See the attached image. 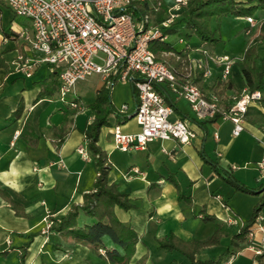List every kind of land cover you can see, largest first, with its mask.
<instances>
[{
    "label": "crops",
    "instance_id": "1",
    "mask_svg": "<svg viewBox=\"0 0 264 264\" xmlns=\"http://www.w3.org/2000/svg\"><path fill=\"white\" fill-rule=\"evenodd\" d=\"M2 5L9 9L0 0V21ZM11 13L8 26L0 22V190L22 205L25 216L16 215L0 195V253H6L0 256V264H20L22 247L29 234L36 235L27 249L25 264H101L87 246L63 242L56 232H46L43 219L47 211L59 216L66 214L72 205H82L85 193L93 188L97 166L83 131L92 121L91 104L99 90L110 85L109 81L95 74L75 86L73 97L77 107L63 104L58 95L57 70L40 64L26 77L16 69L17 55L29 54L27 41L20 33L26 30L31 35V24L19 23L18 17ZM247 16L257 23L249 40L258 37L261 30L264 35V8H259L257 14L234 16L245 23V29L250 26ZM259 42L258 60L264 57V40ZM222 47L218 43L213 49L223 53ZM199 79L204 89L214 85ZM241 87L235 83V88ZM133 89L125 82L110 85L112 111L98 138L111 166L109 183L118 184L136 206L127 211L115 207L114 212L119 221L130 225L140 237L132 264L144 255L146 264H171L172 259L173 264H189L180 255L178 258L163 253L157 240L171 234L183 241L205 240L213 232L209 222L201 217L205 213L214 215L223 224L231 218L242 222L250 218L264 191V186L258 187L264 183V171L258 168L264 156V125L246 122L243 133L233 137L230 122L197 120L188 102L165 87L163 93L170 95L173 104L172 118L188 121L196 137L188 144L156 139L144 150L121 152L115 148L114 127L120 125L126 133L140 129L133 118L138 101ZM232 94L233 91H226L224 97ZM124 104L129 109L120 112ZM16 132L20 135L13 141ZM81 148L87 152V158L80 154ZM117 151L121 153L119 157ZM214 162L243 186L257 189V193L236 190L225 180L224 170L219 174L213 170ZM171 175L191 198L193 206L179 200L178 191L168 177ZM260 213L264 216V208ZM79 221L90 219L81 213ZM259 239L256 234L254 240ZM236 243L223 264H257L247 244ZM220 246L200 249L197 258L216 259L224 252L217 250Z\"/></svg>",
    "mask_w": 264,
    "mask_h": 264
},
{
    "label": "built area",
    "instance_id": "2",
    "mask_svg": "<svg viewBox=\"0 0 264 264\" xmlns=\"http://www.w3.org/2000/svg\"><path fill=\"white\" fill-rule=\"evenodd\" d=\"M16 17H25L31 24V35L22 31L20 35L27 41L29 54H18L16 69L30 77L40 64H46L57 70L59 76V100L71 107L78 104L73 97L75 86L95 74L109 81L130 83L137 91L133 118L139 126L134 133L123 132L120 125L114 127L115 148L121 152L144 150L153 140L174 139L179 144H188L196 137L189 122L173 119V108L166 102L163 89L167 87L177 97L184 98L199 121L220 118L232 124L231 133L238 137L246 125L247 108L261 98L258 91L250 92L241 88V95H233L227 108L222 100L212 93L209 98L202 92L195 77L201 74L204 82L214 84L218 77L227 82L233 66L243 56L224 54L207 44L191 46L185 44L181 53L162 51V60H157L150 48L153 42L170 41L165 30L172 27L179 17L182 7L189 0H172L173 6L167 7V16L153 24L155 12L163 0L157 2L153 14L135 15L134 4L146 0H2ZM133 7V8H132ZM251 34L257 25L252 16H247ZM199 55L195 57V55ZM172 58L174 66L167 62ZM129 106H121L120 112L128 111ZM16 132L13 141L19 138ZM218 139V134L215 135ZM80 154L87 158V152L81 148ZM258 168L264 171L263 160ZM248 235V249L253 255L264 253V216L260 213ZM50 211L46 212L44 223L46 232L56 224ZM228 226L243 225L241 220L227 219ZM260 235L258 241L255 235ZM102 249H101V251Z\"/></svg>",
    "mask_w": 264,
    "mask_h": 264
},
{
    "label": "trees",
    "instance_id": "3",
    "mask_svg": "<svg viewBox=\"0 0 264 264\" xmlns=\"http://www.w3.org/2000/svg\"><path fill=\"white\" fill-rule=\"evenodd\" d=\"M160 0H146L145 2H136L134 4L135 15L139 17L141 14H153L154 7ZM133 8V7H132ZM257 8H264V0H189L187 5L182 7L180 16L177 18L172 27L165 30L170 35H177L178 38L183 39L187 43L198 37L201 44L205 43L209 47L214 48L220 42V36L217 34V30L212 27V18L219 15H233L241 17L246 14H252V11ZM158 11L163 13L164 5L158 8ZM16 17V16H15ZM165 18V17H164ZM160 16L161 22L164 19ZM156 23V24H157ZM259 40H264L262 30L258 37H255L252 41H248L243 53L241 61L236 62L240 68V76L242 77V88H247L250 92L258 91L261 93V98L256 102L258 106H249L245 113L247 122L254 125H264V57L260 59L259 65L256 63L258 54ZM195 47V46H193ZM151 50L156 55L157 60H162V51H173L181 53L176 44L170 41L166 42H153L150 45ZM167 62L177 66L172 58H168ZM201 74L195 77L196 82H200ZM201 83V82H200ZM202 92L207 98L210 94L208 91L216 94L222 105L229 107L232 103L233 95L239 97L241 95V89L235 88L233 78H230L227 82H222L218 77L217 81L210 88L205 89L201 87ZM134 90L135 98H137V91ZM110 85L103 86L99 93L96 95L92 109V121L83 131L85 138L87 139V147L90 154L95 160L97 176L93 184L91 191L85 193L84 202L82 205H72V208L64 214L59 216H52L51 219L56 223L49 231H54L58 234L63 242H72L73 244L85 245L101 260V264H132V260L137 243L140 241V237L135 230L117 218L114 209L118 207L123 210H130L136 208L135 204L129 197L128 193H124L120 190L119 185L116 183H109L108 177L111 171V166L108 162L107 153L104 152L98 145V138L100 130L103 126L108 124V116L111 113L110 109V97H109ZM226 91H233V94L229 97H224ZM166 102L173 107L171 97L168 93H165ZM220 118L218 113L214 119ZM29 125H27L26 129ZM34 137L32 134H30ZM213 170L219 174L224 170L218 163L213 164ZM225 171V170H224ZM225 180L231 184L236 190H240L245 193H257V189L248 188L236 181L232 174L225 171ZM170 181L176 187L178 191V198L180 201L184 200L190 206H193L191 198L186 196L180 189V185L174 176H168ZM264 183L258 186L263 187ZM0 195L10 204L11 208L16 211L18 216H25L22 205L10 198L5 192L0 190ZM264 208V191L261 199L255 205L252 214L249 219L243 222L238 233L232 236V246L238 245L236 242L251 244L248 235L251 231V227L254 225L258 214ZM81 213H84L90 222L81 223L79 221ZM202 219L206 222L213 221L216 224L215 232L210 238L206 240H189L183 241L176 235L171 234L167 238L157 240V246L163 249L167 253H178L189 262V264H223L226 257L233 253L234 249L230 247L226 250V253L216 259H200L197 258V254L200 249L205 247H211L212 245H218L222 237L229 231L226 224L214 215L203 214ZM36 234H29L26 243L23 245L20 256V264H25L27 256V249ZM55 249H59V246H55ZM102 249L103 253L100 252ZM6 253H0V256H4ZM257 264H264V253L262 255H254ZM147 255L142 256L135 261V264H146ZM175 262L172 259L171 264Z\"/></svg>",
    "mask_w": 264,
    "mask_h": 264
},
{
    "label": "rangeland",
    "instance_id": "4",
    "mask_svg": "<svg viewBox=\"0 0 264 264\" xmlns=\"http://www.w3.org/2000/svg\"><path fill=\"white\" fill-rule=\"evenodd\" d=\"M163 5H164L163 13L161 11H157V12H155V15L152 16V18L154 17L153 24H156L158 22V20H160L159 19L160 16H162L163 18L167 16V7L170 8V7L173 6L172 0H163ZM1 9H2V14H1V21L0 22H1V24L3 26H8L9 25V19H10L9 17L12 16V13H11V11L8 8H6L3 5L1 6ZM258 9L259 8L253 10L252 13L257 14L258 13ZM16 21H18L19 23L30 22L29 19H27L25 17H18V18H16ZM211 23H212V27L217 30V34L220 36L221 40H220L219 44H221L223 46L222 47V50H223L222 52L224 54H229V55L233 54L235 56L243 55L244 50H245V46H246L247 42L249 41V39H251V37H252V34H246L245 33V28H244V24L245 23L241 19L235 18L233 15H228V16L219 15V16H216V17L212 18ZM251 33H253V32H251ZM168 39L171 40V43L176 44L178 49H182L184 47V45H185V44L179 42L180 38H178V36L176 34L175 35H170ZM201 43L202 42L200 41V39L198 37H193V39L188 42V44L191 45V46H198V45H201ZM198 56L199 55H197V54L195 55V57H198ZM259 58H260V56L258 57V59ZM258 59L256 60V63L259 65V63H260L259 61L260 60H258ZM94 76L95 75H92L91 77H94ZM230 78L234 79V81H235L237 86H239V87L242 86V82L243 81H242V77L240 76V68H239V65L237 63L232 68V72H231V77ZM116 154L119 157L121 153H119L117 151ZM224 224H226V221H225ZM209 225L212 227V231L213 232H211V234L206 236L205 240L210 238L211 235L214 234V232H215L216 224L213 221H211V222H209ZM227 227H228L229 231L227 232V234H225L224 237H222L220 239L219 244H218V245H221V246L218 247L219 249H217V250L224 251L220 256L224 255L226 253V250L229 247L231 249H234L235 246H232V244H231L232 236L234 234L238 233V231H239V226L238 227L237 226H232V228H231V226L227 225ZM223 238H225V241L222 242ZM200 241H202V240H200ZM247 247H248V245H247ZM161 251L163 253H165V254H169L166 251H164L163 249H161ZM172 254L175 257L179 258V254L178 253H171L169 255H172Z\"/></svg>",
    "mask_w": 264,
    "mask_h": 264
}]
</instances>
